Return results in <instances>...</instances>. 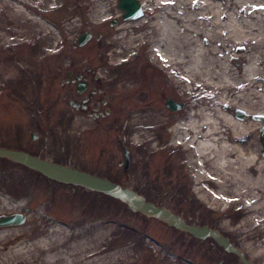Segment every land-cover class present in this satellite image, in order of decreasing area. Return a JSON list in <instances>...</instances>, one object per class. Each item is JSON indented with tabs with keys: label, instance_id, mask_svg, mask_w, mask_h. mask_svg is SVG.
I'll list each match as a JSON object with an SVG mask.
<instances>
[{
	"label": "rangeland",
	"instance_id": "obj_1",
	"mask_svg": "<svg viewBox=\"0 0 264 264\" xmlns=\"http://www.w3.org/2000/svg\"><path fill=\"white\" fill-rule=\"evenodd\" d=\"M9 1L22 5L33 15L42 16L50 27L44 30L39 22L32 23L22 15L12 13L0 0V40L5 39L0 47V117L5 111L23 113L29 110L22 98L31 95L32 90L27 88L34 83L26 78L24 70L28 73L26 66L29 62L28 58L21 59L22 52L32 59L31 55H35L37 60L34 59L33 64H38L45 52L44 45L50 50L64 48L67 53L79 34L89 32L92 34L90 40L81 49L73 51L72 57L79 54L87 57L92 67L101 73L99 87L104 91L103 100L114 109L107 120L113 122L106 128V120H103L102 127L92 136L98 141L82 148L81 141L75 136L90 125V119L81 117L66 127L62 119L52 116L57 128L61 127V135L57 134L55 142H50L48 148L40 152L54 162L72 165L129 186L157 206L218 229L246 253L252 264H264V231L251 228L247 222L240 226L244 215L239 208L222 216L204 207L192 191V167L187 166L182 148L170 144L171 133L166 131L168 125L156 126L163 119L180 117L192 101L183 99L171 85L170 89L166 88L164 84L168 79L165 73L149 62L143 47L137 50L135 57L112 63L116 61L110 58V53L116 48L112 40L118 21L111 25V18L101 23L102 18L94 17L101 0ZM107 1L112 8L119 10L117 0ZM13 52L18 58L5 61L4 54ZM152 72L157 75L160 86L151 92L150 97L145 93L141 97L131 96L126 101L116 93L117 85L122 83L118 76L135 75L136 78L128 79L143 84L148 73ZM53 88L56 90L57 86ZM50 98H55L56 111L65 107L58 96ZM167 98L183 105L170 109L166 106ZM156 101L158 107L150 111H162L163 115L148 120L147 107ZM44 107L40 100L37 109L43 110ZM5 137L0 135L2 139ZM262 139L256 141L264 147ZM68 141L72 146L66 157L64 151ZM125 149L129 154L127 169L123 168ZM0 196L12 204L24 201L11 208L0 203V211L26 213L25 222L13 228L16 233L0 237V249L19 242L30 244L59 223L71 232L79 228L80 236L87 237L92 244H105L109 252L119 250L117 264H243L211 238H194L171 230L157 217L131 212L119 199L51 180L5 158H0ZM229 204L236 205L235 202ZM222 220L226 224L221 225ZM96 231H102L103 236H95ZM37 253L40 254L36 247L31 248L30 252L11 258L8 264H37Z\"/></svg>",
	"mask_w": 264,
	"mask_h": 264
},
{
	"label": "bare ground",
	"instance_id": "obj_2",
	"mask_svg": "<svg viewBox=\"0 0 264 264\" xmlns=\"http://www.w3.org/2000/svg\"><path fill=\"white\" fill-rule=\"evenodd\" d=\"M138 2L142 14L130 19H124V11L119 6L115 10L107 0H101L95 9L94 17L102 18L101 23L109 18L118 21L112 40L116 48L110 53L116 61L112 63L135 57L143 47L149 62L165 73L166 88L171 85L183 99L192 101L180 117L163 119L156 126L168 125L170 144L182 148L187 166L192 167L195 197L222 216L239 208L244 215L240 226L247 222L251 228L264 231V147L256 141L263 138L264 146V0ZM2 4L32 23L39 22L44 30L50 27L42 16L33 15L16 2L2 0ZM43 48L55 51L45 45ZM129 77L136 78L118 76L122 83L116 88L126 101L145 93L150 97L160 86L154 72L148 73L143 84ZM167 99L166 105L172 109ZM155 103L147 107L148 120L163 115L162 111H150L158 107L159 102ZM23 202L12 204L0 196V203L10 208ZM233 202L235 206L229 204ZM16 232L2 228L0 237ZM95 236H103L102 231H96ZM35 247L40 252L37 264H117L120 253L109 252L105 244H92L80 236L79 228L71 232L57 223L30 244L19 242L0 249V264H8L14 256Z\"/></svg>",
	"mask_w": 264,
	"mask_h": 264
},
{
	"label": "flooded vegetation",
	"instance_id": "obj_3",
	"mask_svg": "<svg viewBox=\"0 0 264 264\" xmlns=\"http://www.w3.org/2000/svg\"><path fill=\"white\" fill-rule=\"evenodd\" d=\"M79 36L80 34L74 39V42H72L70 51L64 53V48H59L58 50L55 49L53 52H48V50H46L42 54V58L39 60L38 64H33L34 59L37 60L35 55H31L34 58L32 59L28 54L24 55V52L21 53V59L28 58L27 60L29 62L26 66L28 73H26V70H24L25 74H27L26 78L33 80L34 83L33 86L27 88V90H32L31 95H23L24 97L22 98L25 100L26 106L29 108V110L24 111L23 113H15L11 111H5L3 113V116L0 117L2 120L0 121V135H5L6 137L3 139L0 138V147L26 151L40 158L49 160L40 152V150L42 151L47 149L50 142H55L57 134L61 135V127L57 128L55 125V120L51 119L52 116L56 117L58 120L62 119L66 127L72 125V121L77 120L78 118L82 117L90 119V125L83 128V130L79 132L78 136L77 134L75 136L81 141L82 148L92 145L94 141H98L95 139V137L92 138V136L102 127L101 124L103 123V120H106V128L111 125L113 120H107V118L114 113V109L107 105V101L103 100L102 96L104 95V91H102V89L99 87L101 82V73L92 67L90 62H88L87 57L81 54H79V56L76 58L72 57L73 51H77L82 48V46L78 45ZM1 45L2 41L0 40V47ZM4 55L5 61L9 59L13 61L18 58L17 54H14V52ZM54 84L57 86L56 90L53 88L55 86ZM24 92L28 94L26 89ZM55 96L61 98L65 103V107L60 108L58 111H56L54 107L55 105L53 100L55 98L52 100L50 98ZM99 96H101V98H99ZM40 100L43 101L45 106L43 110L37 109V103H39ZM182 105L183 103H181V106ZM14 119L15 122H12ZM114 121H116L115 117ZM66 145L67 148L64 153L67 157L71 151V141L66 142ZM125 152L128 154L126 149L124 150V164ZM0 158H5L14 163L25 166L19 162L13 161L8 157L0 156ZM13 213L17 212L7 209L0 211V215H9ZM18 213L23 214L26 219L25 212L20 211ZM173 213L181 216L188 224H194L197 226L204 225L198 223L197 221L188 219L183 214L176 212ZM161 221L171 230L183 232L185 235L197 238L188 231L169 225L163 220ZM14 227L15 226L0 227V229ZM208 238H211L218 246L223 249V247L219 245L215 239L212 237ZM231 253H233L236 258L239 259L236 253ZM188 260L191 261V259Z\"/></svg>",
	"mask_w": 264,
	"mask_h": 264
},
{
	"label": "water",
	"instance_id": "obj_4",
	"mask_svg": "<svg viewBox=\"0 0 264 264\" xmlns=\"http://www.w3.org/2000/svg\"><path fill=\"white\" fill-rule=\"evenodd\" d=\"M118 6L124 11V19L135 18L142 14L138 0H118ZM114 22V20H111L110 24L112 25ZM79 38L78 45L82 46L90 40L91 34L83 32ZM167 103L172 109L181 107V103L175 105V102L171 98L167 99ZM262 122L264 125V118H262ZM0 156L8 157L13 161L19 162L57 182L80 186L87 190L100 192L115 199H119L126 204L127 209L131 212H139L160 218L169 225L192 233L197 238L203 239L205 237H212L225 249V251L236 253L243 264H252L243 256V253L229 241L228 237L223 236L217 229L205 225L196 226L188 224L180 216L175 215L161 206L155 205L151 201H147L143 195L129 186H122L104 176L93 174L89 171L63 163L46 160L22 150L0 147ZM127 166L128 154L125 152L124 169H126ZM24 222L25 216L18 212L9 215H0V227L17 226Z\"/></svg>",
	"mask_w": 264,
	"mask_h": 264
},
{
	"label": "snow or ice",
	"instance_id": "obj_5",
	"mask_svg": "<svg viewBox=\"0 0 264 264\" xmlns=\"http://www.w3.org/2000/svg\"><path fill=\"white\" fill-rule=\"evenodd\" d=\"M261 7H264V5H262Z\"/></svg>",
	"mask_w": 264,
	"mask_h": 264
}]
</instances>
